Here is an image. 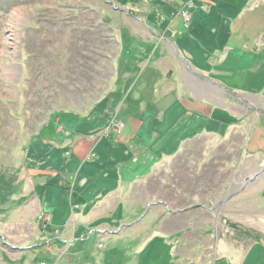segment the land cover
Instances as JSON below:
<instances>
[{"label":"rangeland","instance_id":"374dc122","mask_svg":"<svg viewBox=\"0 0 264 264\" xmlns=\"http://www.w3.org/2000/svg\"><path fill=\"white\" fill-rule=\"evenodd\" d=\"M216 4L0 0V264H215L222 232L229 256L264 243V96L219 68L236 25L209 32Z\"/></svg>","mask_w":264,"mask_h":264},{"label":"crops","instance_id":"0c3cea01","mask_svg":"<svg viewBox=\"0 0 264 264\" xmlns=\"http://www.w3.org/2000/svg\"><path fill=\"white\" fill-rule=\"evenodd\" d=\"M249 1H251L250 6L247 5ZM249 1L217 0V4L215 6V9L217 10V19L215 21L214 28H210L209 32L214 35L216 39H224V35H226L225 30L227 29L226 26L229 25V21L235 22V31L232 32L230 36L227 34L226 39L230 42L233 40V43H231V47H229L228 42L223 45L227 52L224 54L221 51L223 53V63L218 64L220 65L219 68L221 67V69L226 71L231 68V71H233L232 80L239 78V80L244 81L247 79L248 87L250 89L253 88L252 90H254V92L257 91L262 93L264 96V0ZM244 5L248 7L247 11L243 10ZM241 11L244 15H242V13L240 14ZM220 47L222 48V45H220ZM254 95L257 96L256 93ZM263 140L264 134L259 133L255 136H251L248 143L252 144V150L255 149V152H259L258 148L262 150L261 146L264 145ZM223 233L224 232L220 233V235ZM220 235L218 240V251H223L225 255L220 253L223 256V259L222 257H216L217 259L215 264H223L224 259L228 260L229 264H232V261L233 264H248L250 259L253 264H264V258L260 255L257 256L256 253L259 251L258 245L262 244V241H258V244L254 243L252 247L246 248L247 250L244 252L245 254L242 257H239L240 253L238 251L237 255L229 256L230 245L232 243L229 238H227V240L222 238V236L220 237ZM220 245H226V249L223 248L222 250Z\"/></svg>","mask_w":264,"mask_h":264},{"label":"water","instance_id":"95a60500","mask_svg":"<svg viewBox=\"0 0 264 264\" xmlns=\"http://www.w3.org/2000/svg\"><path fill=\"white\" fill-rule=\"evenodd\" d=\"M264 171V169H262Z\"/></svg>","mask_w":264,"mask_h":264}]
</instances>
